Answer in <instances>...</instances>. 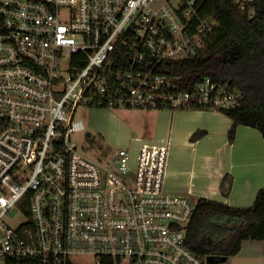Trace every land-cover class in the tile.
Instances as JSON below:
<instances>
[{
  "label": "built area",
  "instance_id": "built-area-1",
  "mask_svg": "<svg viewBox=\"0 0 264 264\" xmlns=\"http://www.w3.org/2000/svg\"><path fill=\"white\" fill-rule=\"evenodd\" d=\"M245 9L250 0H237ZM197 0H0V264H206L188 244L195 202L168 190L169 143L106 162L84 154L80 105L230 109L241 92L160 71L217 26ZM12 221H16L14 224Z\"/></svg>",
  "mask_w": 264,
  "mask_h": 264
},
{
  "label": "trees",
  "instance_id": "trees-1",
  "mask_svg": "<svg viewBox=\"0 0 264 264\" xmlns=\"http://www.w3.org/2000/svg\"><path fill=\"white\" fill-rule=\"evenodd\" d=\"M196 6L201 17L213 18L217 26L197 56L164 60L160 71L177 76L187 88L204 76L230 83L243 98L238 106L222 110L233 119L229 141L235 140L239 124L258 128L264 136V0H250L245 9L237 0H197ZM206 132L198 129L191 139L195 141ZM231 184V177L225 176L221 183L225 194ZM192 198L195 209L188 225V244L202 257L210 254L231 257L239 253L244 240H264V187L258 190L251 206Z\"/></svg>",
  "mask_w": 264,
  "mask_h": 264
},
{
  "label": "crops",
  "instance_id": "crops-1",
  "mask_svg": "<svg viewBox=\"0 0 264 264\" xmlns=\"http://www.w3.org/2000/svg\"><path fill=\"white\" fill-rule=\"evenodd\" d=\"M140 114L150 124L145 134L169 143L165 183L172 191L231 206L254 204L258 190L264 187V136L258 128L239 124L230 142L233 119L218 109H152ZM198 129L207 132L193 141L191 136ZM227 175L232 184L225 194L221 183ZM227 260V264H264V240H244L239 253Z\"/></svg>",
  "mask_w": 264,
  "mask_h": 264
},
{
  "label": "rangeland",
  "instance_id": "rangeland-1",
  "mask_svg": "<svg viewBox=\"0 0 264 264\" xmlns=\"http://www.w3.org/2000/svg\"><path fill=\"white\" fill-rule=\"evenodd\" d=\"M177 5L180 0H171ZM76 117L84 121L86 127L75 132L73 138L78 142L81 151L94 160L106 162L116 149L129 145L132 151L137 150L135 138L145 137V129L150 126L147 116L135 108L125 106L96 107L80 105ZM152 127L156 117L152 118ZM154 134V130L152 131ZM168 190H172L167 187ZM16 224V221H12ZM74 264H97L90 253L73 254ZM229 260L217 264H227Z\"/></svg>",
  "mask_w": 264,
  "mask_h": 264
},
{
  "label": "water",
  "instance_id": "water-1",
  "mask_svg": "<svg viewBox=\"0 0 264 264\" xmlns=\"http://www.w3.org/2000/svg\"><path fill=\"white\" fill-rule=\"evenodd\" d=\"M228 258V255L210 254L206 257V264H217L226 261Z\"/></svg>",
  "mask_w": 264,
  "mask_h": 264
}]
</instances>
